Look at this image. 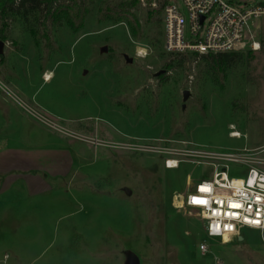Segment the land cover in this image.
Wrapping results in <instances>:
<instances>
[{
	"label": "rangeland",
	"instance_id": "374dc122",
	"mask_svg": "<svg viewBox=\"0 0 264 264\" xmlns=\"http://www.w3.org/2000/svg\"><path fill=\"white\" fill-rule=\"evenodd\" d=\"M75 1L77 33L43 6L0 14V85L7 89L0 87V147L9 139L18 148L36 143L32 123L80 153L69 188L63 179L48 197L11 193L9 220L0 222V264H127L129 252L140 264H264V231L243 229L222 244L207 239L198 211L173 209L174 194L212 179L206 161L167 170L158 156L82 141L175 140L213 153L264 149V18L235 52L245 61L230 59L221 89L208 74L213 59L164 51L162 12L122 9L126 0ZM120 14L138 38L128 22L106 20ZM230 177L245 179L247 171L233 166Z\"/></svg>",
	"mask_w": 264,
	"mask_h": 264
},
{
	"label": "built area",
	"instance_id": "2783aa9c",
	"mask_svg": "<svg viewBox=\"0 0 264 264\" xmlns=\"http://www.w3.org/2000/svg\"><path fill=\"white\" fill-rule=\"evenodd\" d=\"M140 5L162 12L164 51L170 55L235 53L252 34L255 22L264 18V0H140ZM82 141L158 156L167 170H178L189 159H197L198 165L202 164L201 160L206 161L213 168L212 179L192 185L188 193L174 194L173 209L198 211L207 239L219 240L222 244L230 243L243 229L264 231V149L213 153L192 149L187 143L175 140H157L153 144ZM233 166L246 170L247 177L231 178ZM208 251L206 243L200 245L202 255Z\"/></svg>",
	"mask_w": 264,
	"mask_h": 264
},
{
	"label": "crops",
	"instance_id": "0c3cea01",
	"mask_svg": "<svg viewBox=\"0 0 264 264\" xmlns=\"http://www.w3.org/2000/svg\"><path fill=\"white\" fill-rule=\"evenodd\" d=\"M49 72L53 73L50 70H47L46 73ZM53 80L54 77L51 81ZM45 83L47 82L45 81ZM23 94L26 98L30 97L26 92ZM20 114L15 112V115L21 117ZM12 115L11 112L9 118ZM15 123L21 124L19 121H15ZM30 124L34 129H38L31 136V139L36 143L25 144L26 146L18 148L16 145H9L12 140L8 138L9 143L6 142L5 146L0 147V196H3L6 201L4 210L3 208L0 210L2 225L9 220L10 201L8 202V200L15 188L22 189L24 193L28 192L35 197L42 194L48 197L51 194H57L62 189L60 180L67 181L65 184L68 183L66 187L69 188L72 185L74 167L78 171L76 162L80 158V153L77 146L65 142V139L60 137L61 135L57 132ZM8 135L10 137V133ZM2 139L4 140V138H0V140ZM27 145L29 146L27 147Z\"/></svg>",
	"mask_w": 264,
	"mask_h": 264
},
{
	"label": "trees",
	"instance_id": "16d2710c",
	"mask_svg": "<svg viewBox=\"0 0 264 264\" xmlns=\"http://www.w3.org/2000/svg\"><path fill=\"white\" fill-rule=\"evenodd\" d=\"M95 1V0H91ZM45 8L47 14L52 15L56 24H64L70 28L74 33H77L82 25H76V19L81 16L80 7L76 4L75 0H0V14L4 17H8L17 10H38L41 7ZM140 5V0H126L124 4L121 5L122 9L133 10ZM75 11V12H74ZM155 14H161V11L154 10L150 11ZM75 14V15H74ZM77 16V17H76ZM124 15L117 16L115 18L107 17L106 20L112 23H122L124 21L128 22L131 35L134 38H138V30L133 26V24L123 17ZM137 28H140L138 22H136ZM241 57L236 53L221 54V55H205L193 57H201L204 59H213V64L211 63V69L209 71V77L214 86L223 89L224 82L228 79V74L230 70L231 58ZM245 58L241 57V62L243 63Z\"/></svg>",
	"mask_w": 264,
	"mask_h": 264
},
{
	"label": "water",
	"instance_id": "95a60500",
	"mask_svg": "<svg viewBox=\"0 0 264 264\" xmlns=\"http://www.w3.org/2000/svg\"><path fill=\"white\" fill-rule=\"evenodd\" d=\"M2 45H3V44H0V50L2 49ZM102 51H103V52H106L107 49L104 48ZM189 96H190L189 92L186 91V92L184 93V100H185V101L188 100ZM127 264H140V261H139L138 257H137L134 253L129 252V253L127 254Z\"/></svg>",
	"mask_w": 264,
	"mask_h": 264
},
{
	"label": "bare ground",
	"instance_id": "6f19581e",
	"mask_svg": "<svg viewBox=\"0 0 264 264\" xmlns=\"http://www.w3.org/2000/svg\"><path fill=\"white\" fill-rule=\"evenodd\" d=\"M53 76H54L53 73H51V72L47 73V75L45 77L46 78V81H50L53 78ZM225 242L226 243H229L228 241H225Z\"/></svg>",
	"mask_w": 264,
	"mask_h": 264
}]
</instances>
